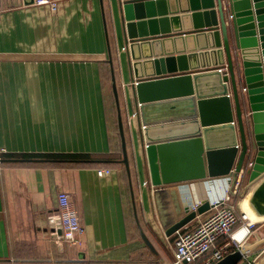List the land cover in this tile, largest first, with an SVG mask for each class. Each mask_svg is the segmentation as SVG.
Returning a JSON list of instances; mask_svg holds the SVG:
<instances>
[{
  "label": "crops",
  "instance_id": "0c3cea01",
  "mask_svg": "<svg viewBox=\"0 0 264 264\" xmlns=\"http://www.w3.org/2000/svg\"><path fill=\"white\" fill-rule=\"evenodd\" d=\"M178 7L167 16L181 14ZM154 16H165L158 5ZM132 84L120 0H59L55 11L1 0L0 264L173 262L175 238L201 213L184 216V206L215 188L200 177L196 143L146 146ZM120 117L130 170L121 161ZM105 153L117 161L41 160ZM22 157L39 160H15ZM105 165L111 174L97 171ZM174 183L176 191L158 189ZM240 183L234 196L245 202L254 184ZM251 220L235 228L248 248L242 262L264 257V219ZM179 222V232L165 230ZM70 226L75 244L66 239Z\"/></svg>",
  "mask_w": 264,
  "mask_h": 264
},
{
  "label": "water",
  "instance_id": "95a60500",
  "mask_svg": "<svg viewBox=\"0 0 264 264\" xmlns=\"http://www.w3.org/2000/svg\"><path fill=\"white\" fill-rule=\"evenodd\" d=\"M156 5L165 15L160 19ZM179 5L181 14L167 16ZM120 11L142 140L147 146L196 143L190 153L200 154V177L212 186L217 179H247L254 184L248 206L264 219V0H120ZM225 65L228 73L219 68ZM113 89L118 97L115 75ZM119 124L121 161L130 170L121 117ZM210 206L203 198L197 210ZM247 252L241 246L214 264H237ZM254 264H264V257Z\"/></svg>",
  "mask_w": 264,
  "mask_h": 264
},
{
  "label": "built area",
  "instance_id": "2783aa9c",
  "mask_svg": "<svg viewBox=\"0 0 264 264\" xmlns=\"http://www.w3.org/2000/svg\"><path fill=\"white\" fill-rule=\"evenodd\" d=\"M36 1L40 4L49 5L54 11L59 7V0ZM219 68L222 73H228L227 65ZM136 82L134 81V83ZM141 127H143L142 124ZM2 153L3 150L0 149V162L2 160ZM97 171L100 174L108 175L111 174L112 168L106 166L97 167ZM180 186L181 184L174 183L159 186L158 189L163 192L169 190L176 191ZM218 186L221 189L218 193L211 194L209 192V195L199 196L190 203L191 212H197L198 206L201 204L203 198L207 199L211 206L198 214L197 223L191 230L186 232H179V229L176 230L179 233L174 241L175 258L171 264H214L221 260L231 248L235 247L231 249L234 251L240 247V239L236 236L235 228L241 219H248V216L245 211L240 216L232 201V197L238 193L240 187L239 177L238 181L236 179L234 183L224 180L221 186ZM203 213L206 214L203 215ZM246 223L244 227L247 228L246 233H248L252 224L251 221ZM75 229L77 230V226H70L66 231V239L72 244L77 242ZM165 230H168V226H165ZM223 238H227V240L220 243V240ZM237 264H254V262L248 260L247 262L241 261Z\"/></svg>",
  "mask_w": 264,
  "mask_h": 264
},
{
  "label": "trees",
  "instance_id": "16d2710c",
  "mask_svg": "<svg viewBox=\"0 0 264 264\" xmlns=\"http://www.w3.org/2000/svg\"><path fill=\"white\" fill-rule=\"evenodd\" d=\"M22 158H28V157H22ZM30 158V157H29ZM47 158H64V159H78L76 161H79V163H89V164H95L100 166L102 163H112L114 164L116 159L112 156V154L105 153V154H83V155H69V156H48ZM75 161V160H72ZM106 166V165H105ZM227 238H223L220 240V243L226 241Z\"/></svg>",
  "mask_w": 264,
  "mask_h": 264
},
{
  "label": "rangeland",
  "instance_id": "374dc122",
  "mask_svg": "<svg viewBox=\"0 0 264 264\" xmlns=\"http://www.w3.org/2000/svg\"><path fill=\"white\" fill-rule=\"evenodd\" d=\"M240 182H242V181H240ZM245 182H247V179H244V183ZM241 184V183H240ZM218 183L217 184H215V185H213L214 186V188L215 189H217V187H218ZM241 187H242V185H240ZM240 189L241 188H239V190H238V192L240 191ZM242 196L241 197H239V195L236 197V196H233L232 197V201H233V204L235 205V208H236V210H237V212H238V214L241 216V214H243V212L245 211L246 212V210H245V202L244 201H242ZM247 213V212H246Z\"/></svg>",
  "mask_w": 264,
  "mask_h": 264
},
{
  "label": "bare ground",
  "instance_id": "6f19581e",
  "mask_svg": "<svg viewBox=\"0 0 264 264\" xmlns=\"http://www.w3.org/2000/svg\"><path fill=\"white\" fill-rule=\"evenodd\" d=\"M210 193L212 194V192L210 191ZM245 203H246V210H247V216L249 217L250 216V218L255 222V221H257V220H262L263 218H258L254 213H253V211L249 208V206H248V202L247 201H245ZM251 220V221H252ZM252 221V222H253ZM244 230H245V232L247 231V228H245L244 227ZM241 234V233H240Z\"/></svg>",
  "mask_w": 264,
  "mask_h": 264
}]
</instances>
